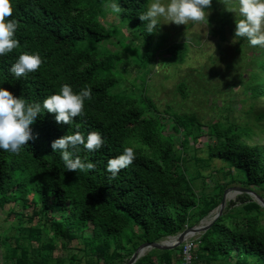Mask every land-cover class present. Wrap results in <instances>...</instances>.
<instances>
[{
	"label": "trees",
	"instance_id": "16d2710c",
	"mask_svg": "<svg viewBox=\"0 0 264 264\" xmlns=\"http://www.w3.org/2000/svg\"><path fill=\"white\" fill-rule=\"evenodd\" d=\"M115 1L125 9L121 15L130 26L143 32L147 45L143 60L149 62L156 32L147 33L146 22L138 17L147 10L149 0ZM10 3L11 19L19 25L15 38L20 46L0 56V88L42 104L62 84H69L74 92L87 85L92 98L85 101V115L74 118L72 125L57 124L55 114L45 111L31 125L34 140L28 146L19 153L0 150V207L9 203L13 213L18 204L23 210L31 208V217L40 218L38 225L18 221L14 239L23 243L12 245L11 237L0 236L5 263L124 264L141 242L175 235L205 217L219 204L227 186L237 182L264 190V144L246 140L251 131L247 124L216 120L206 125L212 140L206 146L207 158L222 160L235 173L228 171L227 184L215 185L212 193L198 195L183 149L176 147L172 134L183 148L182 137L191 136L193 127L199 131L202 124L174 113L168 130L149 98L118 90L115 55L98 53L92 47L110 36L98 19L104 0ZM165 51L171 60L181 61L186 47L172 43ZM23 52L38 53L43 63L38 71L17 79L9 68ZM259 68L264 79V58ZM258 77L250 78L258 81ZM178 89L184 92L183 83ZM251 95L264 97V84L252 85ZM254 119L263 121L264 132V112L255 113ZM77 124L85 136L98 131L105 141L97 151L81 146L78 153L82 161L94 163L95 170L67 171L60 152L51 149L52 141L73 134ZM127 147L134 149L136 159L110 179L107 160ZM237 201L242 204L239 208L223 212L196 240L192 264H264V209L246 193L227 207ZM233 211L236 218L226 223L224 215ZM85 230L88 235L83 236ZM41 231L47 238L36 236ZM78 236L82 247H71ZM35 240L36 247L32 246ZM58 247L62 254L54 256ZM179 257L180 246L151 249L134 264H171Z\"/></svg>",
	"mask_w": 264,
	"mask_h": 264
},
{
	"label": "rangeland",
	"instance_id": "374dc122",
	"mask_svg": "<svg viewBox=\"0 0 264 264\" xmlns=\"http://www.w3.org/2000/svg\"><path fill=\"white\" fill-rule=\"evenodd\" d=\"M151 2L149 0L148 5ZM162 2L167 3L168 0ZM111 3L116 1L104 0L98 18L105 29L110 30V36L92 44L93 49L98 53L115 55L118 90H125L129 94L133 91L149 98L164 117L162 122L168 130L172 127L170 118L174 113L193 117L202 124L199 131L193 127L191 136L182 137L183 148L177 135L172 136L176 147L183 149L185 165L188 174L194 178L193 186L198 195L212 193L215 185L227 184L230 178L228 171L232 174L235 171L226 167L222 160L207 158L206 146L212 142L206 134L208 123L229 120L239 126L247 124L251 131L246 140L264 144V132L261 130L263 121L254 119L255 113L264 112V97L254 99L251 95L252 85L264 84L259 68L264 58V47L251 46L246 38L234 37L235 21L242 18L238 11V0H212L211 9H206L210 12L208 26L201 23L161 24L150 46L151 59L146 62L143 60L147 46L143 32L131 27L125 16L113 13ZM228 8L234 11H226ZM160 22L165 23L162 18ZM172 43L186 47L181 61L171 60L166 53V47ZM255 74L259 76L258 81L250 78ZM179 83L184 85L183 93L178 89ZM232 186L241 184L236 182L225 189ZM254 188L264 200V190ZM241 194L228 192L226 197L232 198L226 201L223 212L239 208L242 205L240 201L229 208L227 205L229 201H236ZM250 197L254 201V197ZM10 207L9 203L0 207V236L11 237V244L15 245L23 243V240L16 242L14 239L18 232L15 228L18 221L22 220L25 225H38L40 218L31 217V208L23 210L15 204L12 213L9 212ZM236 216V211H233L228 216L224 215L223 219L230 223ZM81 233L88 235L87 230ZM36 236L47 238L42 231ZM36 245L38 242L35 240L32 246ZM70 246L82 247L79 236ZM4 254L5 248L1 245L0 264H12L7 260L5 263ZM60 254L62 250L59 247L53 251L54 256Z\"/></svg>",
	"mask_w": 264,
	"mask_h": 264
},
{
	"label": "clouds",
	"instance_id": "9594fccd",
	"mask_svg": "<svg viewBox=\"0 0 264 264\" xmlns=\"http://www.w3.org/2000/svg\"><path fill=\"white\" fill-rule=\"evenodd\" d=\"M239 14L242 17L235 21L234 37L246 38L251 46L264 47V0H238ZM212 0H152L147 10L138 15L139 20L146 22V31L149 34L157 32L161 24L173 23L188 25L201 23L208 26L209 11ZM111 11L121 14L125 11L119 4L111 3ZM226 11H234L231 8ZM13 8L10 0H0V56L7 55L17 49L20 44L15 38L18 21L11 19ZM161 18L165 23H161ZM43 61L38 53H21L12 63L9 72L15 78L27 76L39 70ZM92 98L91 88L85 86L79 92H74L69 84H62L57 93L47 96L42 104L28 102L23 97H16L5 88H0V150L19 153L34 140L31 125L38 116L45 111L55 114L57 124L72 125L74 118L85 115V101ZM76 125L73 134L64 135L51 142L53 152L59 151L67 171L95 170L92 162H84L78 155L81 146L87 151L101 149L105 141L98 131H90L85 136ZM136 154L133 148L127 147L123 153L109 158L106 170L110 179L133 164Z\"/></svg>",
	"mask_w": 264,
	"mask_h": 264
},
{
	"label": "water",
	"instance_id": "95a60500",
	"mask_svg": "<svg viewBox=\"0 0 264 264\" xmlns=\"http://www.w3.org/2000/svg\"><path fill=\"white\" fill-rule=\"evenodd\" d=\"M228 190H233L236 193H246L249 196H253L254 201L264 209L263 198L260 197L253 189L242 186L229 187L223 191L219 204L214 207L205 217L200 219L197 223H194L191 226L184 228L182 231L176 233L175 235H168L160 240L153 242H141L134 249L130 257L124 264H134L138 258L143 256L146 251H149L151 249L168 250L180 246L186 238L199 237L202 233L208 230L212 223L223 213L226 201L232 198L226 197V192ZM139 249H144L145 251L143 253L141 252V254L138 255L137 253Z\"/></svg>",
	"mask_w": 264,
	"mask_h": 264
},
{
	"label": "built area",
	"instance_id": "2783aa9c",
	"mask_svg": "<svg viewBox=\"0 0 264 264\" xmlns=\"http://www.w3.org/2000/svg\"><path fill=\"white\" fill-rule=\"evenodd\" d=\"M199 237H189L180 245V257L177 262L171 264H192L194 259L193 251L196 247V240ZM162 264H166L165 262Z\"/></svg>",
	"mask_w": 264,
	"mask_h": 264
},
{
	"label": "bare ground",
	"instance_id": "6f19581e",
	"mask_svg": "<svg viewBox=\"0 0 264 264\" xmlns=\"http://www.w3.org/2000/svg\"><path fill=\"white\" fill-rule=\"evenodd\" d=\"M228 192H234L235 194H237V193H236L235 191H233V190H228V191L226 192V194H227ZM144 251H145L144 249H139L137 254L139 255V254H141V252L143 253Z\"/></svg>",
	"mask_w": 264,
	"mask_h": 264
}]
</instances>
